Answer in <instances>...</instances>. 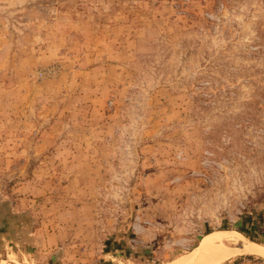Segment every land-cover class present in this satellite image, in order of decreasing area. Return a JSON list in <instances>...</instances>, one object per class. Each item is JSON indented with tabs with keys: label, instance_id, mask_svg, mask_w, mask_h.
<instances>
[{
	"label": "rangeland",
	"instance_id": "1",
	"mask_svg": "<svg viewBox=\"0 0 264 264\" xmlns=\"http://www.w3.org/2000/svg\"><path fill=\"white\" fill-rule=\"evenodd\" d=\"M218 230L264 246V0H0V264L170 263Z\"/></svg>",
	"mask_w": 264,
	"mask_h": 264
},
{
	"label": "bare ground",
	"instance_id": "2",
	"mask_svg": "<svg viewBox=\"0 0 264 264\" xmlns=\"http://www.w3.org/2000/svg\"><path fill=\"white\" fill-rule=\"evenodd\" d=\"M230 234H236L239 238L244 237L241 233L236 231H214L205 235L199 246L192 252L179 257L175 261L163 264H222L238 251L264 257V246L255 241H244L245 243L241 248L230 246L228 244ZM16 264L24 263L17 261ZM117 264L129 263L120 262Z\"/></svg>",
	"mask_w": 264,
	"mask_h": 264
},
{
	"label": "trees",
	"instance_id": "3",
	"mask_svg": "<svg viewBox=\"0 0 264 264\" xmlns=\"http://www.w3.org/2000/svg\"><path fill=\"white\" fill-rule=\"evenodd\" d=\"M247 236H248V235H247ZM248 237H249V236H248ZM251 239H254V238L251 237Z\"/></svg>",
	"mask_w": 264,
	"mask_h": 264
},
{
	"label": "crops",
	"instance_id": "4",
	"mask_svg": "<svg viewBox=\"0 0 264 264\" xmlns=\"http://www.w3.org/2000/svg\"><path fill=\"white\" fill-rule=\"evenodd\" d=\"M1 263V262H0Z\"/></svg>",
	"mask_w": 264,
	"mask_h": 264
}]
</instances>
